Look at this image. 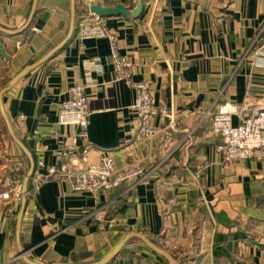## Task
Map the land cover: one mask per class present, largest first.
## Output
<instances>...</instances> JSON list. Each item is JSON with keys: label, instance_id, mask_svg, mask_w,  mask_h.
<instances>
[{"label": "crops", "instance_id": "obj_1", "mask_svg": "<svg viewBox=\"0 0 264 264\" xmlns=\"http://www.w3.org/2000/svg\"><path fill=\"white\" fill-rule=\"evenodd\" d=\"M143 1L140 17L117 15L104 22L116 33L120 54L135 63L132 81L152 83L155 106L171 111L176 127L156 121L158 135L136 142V90L120 77L107 39H80L85 13L76 0L69 42L3 96L14 133L36 162L29 188L59 164L60 150L70 144L78 159L86 156L97 164L103 153L114 152L117 166L138 162L148 177L132 190L125 182L98 194L73 192L58 179L42 184L26 197L20 242V204L4 194L0 264H29L19 256L20 247L38 264H99L131 233L145 235L176 264H264V151L228 162L216 150L211 130V114L226 103L264 110V0ZM34 2L25 32L0 31V44L10 56L7 60L0 51V92L68 37L72 0H0V27L22 29ZM97 4H122L131 12L138 7L137 0ZM76 84H84L90 98L86 139L77 124H62L59 117ZM1 121L10 137L0 143L5 192L16 163L29 169L30 161L12 139L0 108ZM100 212L105 222L98 220ZM107 264L170 263L132 238Z\"/></svg>", "mask_w": 264, "mask_h": 264}, {"label": "built area", "instance_id": "obj_2", "mask_svg": "<svg viewBox=\"0 0 264 264\" xmlns=\"http://www.w3.org/2000/svg\"><path fill=\"white\" fill-rule=\"evenodd\" d=\"M97 2L98 0H80L85 14L79 26V37L81 40L105 38L109 41L111 56L120 77L126 79L136 90L134 108L140 117L136 142L143 144L151 141L160 132V126L154 124L156 121L159 124L167 123L168 127L174 129L176 119L167 108L155 106L151 82L132 81L131 73L135 63L120 54L118 37L107 27L104 18L90 11L91 6ZM35 31L41 32L42 30L35 29ZM20 44L19 42L18 46ZM89 101L86 86L76 84L70 89L69 97L62 103L59 112L62 124L75 123L79 126V136L82 139L88 136L87 107ZM211 115V130L218 139L216 150L224 156L226 161H246L255 156L258 151H264L263 109L249 111L243 106L226 103L217 113ZM236 117L239 119L238 124L234 122ZM59 158L60 162L56 167H53L48 174L40 175L34 180L28 194L35 192L42 184L53 179L68 182L73 192L98 194L118 188L125 182L130 184L129 190H132L148 177L145 167L138 162L127 163L122 167L117 166L114 152L103 153L100 162L92 164L86 156L78 159L76 146L70 144L60 150ZM23 170L22 163L17 162L11 176L7 178V181L9 180L7 191L3 192L0 188V201L4 194L6 197L7 193H10L13 196V202L20 204L25 177ZM98 220L106 221L103 212L98 214ZM0 228H3L2 219H0Z\"/></svg>", "mask_w": 264, "mask_h": 264}, {"label": "water", "instance_id": "obj_3", "mask_svg": "<svg viewBox=\"0 0 264 264\" xmlns=\"http://www.w3.org/2000/svg\"><path fill=\"white\" fill-rule=\"evenodd\" d=\"M137 2H138V7L133 12H131V10L129 8L125 7L122 4H119L115 7H103L101 5L94 4L93 6H91L90 11L92 13H94L95 15H98L102 18L117 16V15L132 16V17L138 18L142 15L145 6H144L143 0H137ZM35 11H36V2H34V6L32 8L30 17H29L26 25L22 29H20L18 31H9V30H6V29L0 27V31H2L4 33H8L10 35L22 34L23 32H25L30 27V25L33 21V17L35 15ZM75 20H76V0H72V16H71V24H70V31H69L68 37L63 42H61L57 47H55L53 50H51L41 60H39V61H37L31 65L26 66L17 76H15L9 82L8 86L0 92V108H1L2 115L6 121L9 133H10L12 139L24 151V153L27 155V157L30 161V167H29V169L26 172L25 177H24L23 190H22V200L20 202L19 211H18L17 238H18L19 242H20L21 224H22L23 214H24V210H25V206H26V197H27L28 192H29V184H30L32 178L34 177L35 172H36V162H35V159L33 157V154L23 144V142L21 140H19V138H17V136L15 135L12 124H11V122H10V120L6 114L5 108H4L3 96L21 78L26 76L29 72H31L32 70H34L35 68H37L41 64L47 62L53 55H55L59 50H61L69 42V40L72 38L74 30H75ZM0 51H1V54L4 58H6L7 60L10 59V56L7 54L6 49H5L4 45H2V44H0ZM132 238H139V239L143 240L150 249H152L154 252L161 255L162 257L166 258L170 264H176L174 258L167 251L156 246L145 235H143L141 233L129 234L125 238V240L122 242V244L119 246V248L113 254H111L109 257H107L105 260L100 262L99 264L109 263L121 251V249L127 244V242ZM24 253H25V251L20 247L19 256L23 257L27 261V263H29V264H38V263L30 261L25 256Z\"/></svg>", "mask_w": 264, "mask_h": 264}, {"label": "rangeland", "instance_id": "obj_4", "mask_svg": "<svg viewBox=\"0 0 264 264\" xmlns=\"http://www.w3.org/2000/svg\"><path fill=\"white\" fill-rule=\"evenodd\" d=\"M0 129L4 130L1 134H0V143H2L3 141L9 139L10 140V137H9V134H8V131L5 129L4 125H3V122L1 121L0 122ZM23 172H27L28 169L27 168H24L23 167Z\"/></svg>", "mask_w": 264, "mask_h": 264}]
</instances>
